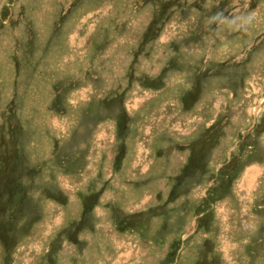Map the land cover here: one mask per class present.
<instances>
[{
    "label": "rangeland",
    "instance_id": "374dc122",
    "mask_svg": "<svg viewBox=\"0 0 264 264\" xmlns=\"http://www.w3.org/2000/svg\"><path fill=\"white\" fill-rule=\"evenodd\" d=\"M0 264H264V0H0Z\"/></svg>",
    "mask_w": 264,
    "mask_h": 264
}]
</instances>
